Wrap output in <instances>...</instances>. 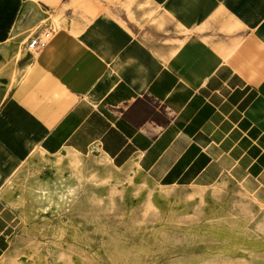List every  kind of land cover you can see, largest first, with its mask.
<instances>
[{
	"label": "crops",
	"instance_id": "1",
	"mask_svg": "<svg viewBox=\"0 0 264 264\" xmlns=\"http://www.w3.org/2000/svg\"><path fill=\"white\" fill-rule=\"evenodd\" d=\"M58 13L9 85L15 21ZM0 47V170L98 151L160 187L224 176L264 203V0H0ZM15 219L0 199V256Z\"/></svg>",
	"mask_w": 264,
	"mask_h": 264
},
{
	"label": "rangeland",
	"instance_id": "2",
	"mask_svg": "<svg viewBox=\"0 0 264 264\" xmlns=\"http://www.w3.org/2000/svg\"><path fill=\"white\" fill-rule=\"evenodd\" d=\"M51 22L57 30L64 18ZM39 24L14 23L9 85L22 72L17 59L35 58L23 42ZM32 149L0 170V199L16 215L0 264H264V203L224 176L207 187H160L98 151Z\"/></svg>",
	"mask_w": 264,
	"mask_h": 264
},
{
	"label": "built area",
	"instance_id": "3",
	"mask_svg": "<svg viewBox=\"0 0 264 264\" xmlns=\"http://www.w3.org/2000/svg\"><path fill=\"white\" fill-rule=\"evenodd\" d=\"M55 33L51 23L43 25L37 31L30 33L24 41V50L29 54L38 53L44 49Z\"/></svg>",
	"mask_w": 264,
	"mask_h": 264
},
{
	"label": "bare ground",
	"instance_id": "4",
	"mask_svg": "<svg viewBox=\"0 0 264 264\" xmlns=\"http://www.w3.org/2000/svg\"><path fill=\"white\" fill-rule=\"evenodd\" d=\"M36 56H37V53L35 54V59L37 58Z\"/></svg>",
	"mask_w": 264,
	"mask_h": 264
}]
</instances>
